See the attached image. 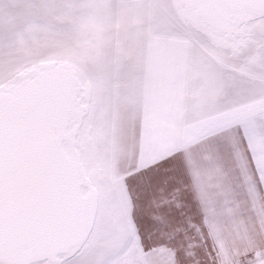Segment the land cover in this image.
<instances>
[{
    "label": "snow or ice",
    "instance_id": "obj_1",
    "mask_svg": "<svg viewBox=\"0 0 264 264\" xmlns=\"http://www.w3.org/2000/svg\"><path fill=\"white\" fill-rule=\"evenodd\" d=\"M0 264H264V0H0Z\"/></svg>",
    "mask_w": 264,
    "mask_h": 264
}]
</instances>
